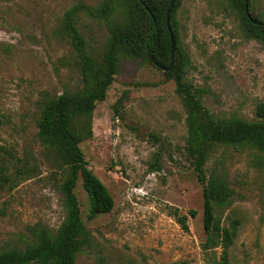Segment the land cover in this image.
<instances>
[{
	"label": "rangeland",
	"instance_id": "rangeland-1",
	"mask_svg": "<svg viewBox=\"0 0 264 264\" xmlns=\"http://www.w3.org/2000/svg\"><path fill=\"white\" fill-rule=\"evenodd\" d=\"M79 1L94 8L102 0H0V145L15 155L0 150V175L7 178L0 176V249H23L35 230L56 232L65 217L62 175L37 137L38 101L43 92L82 85L76 53L61 30L65 11ZM251 3L264 19V0ZM175 19L189 60L185 76L205 90L203 104L218 118L255 120L257 104L264 103V44L246 34L231 2L181 0ZM78 26L100 57L109 37L106 19L82 13ZM186 138L175 80L148 60L123 58L93 111V136L80 144L114 207L90 219L88 193L78 180L89 239L77 264H224L222 248H203L202 185ZM26 160L35 170L19 177L15 165ZM207 171L235 191L229 205L215 210L224 226L239 221L228 264H264V154L215 146ZM176 209L197 211L188 215V229L173 216Z\"/></svg>",
	"mask_w": 264,
	"mask_h": 264
},
{
	"label": "trees",
	"instance_id": "trees-1",
	"mask_svg": "<svg viewBox=\"0 0 264 264\" xmlns=\"http://www.w3.org/2000/svg\"><path fill=\"white\" fill-rule=\"evenodd\" d=\"M171 0H102L92 7L79 1L68 8L61 30L68 37L75 53L81 74V86L66 89L61 94L42 93L38 101L39 117L37 137L47 158L62 175L59 189L64 195L65 217L56 232L40 228L34 231L32 243L22 248L0 249V264H77L76 256L89 239V231L81 216L79 199L75 192L81 178L89 197L90 219L110 212L114 199L102 180L88 166L80 144L93 136V111L104 100L107 91L120 71L123 58L148 60L154 66L171 63L170 32L166 13ZM241 19L246 34L264 44V19L254 10L249 0V13L245 0H229ZM181 0H176L170 16V27L176 40L175 63L163 71L167 79H174L176 90L182 98L186 114L187 138L185 152L191 160L197 179L202 185L203 225L206 234L204 250L222 248V259L228 264L226 254L237 234L239 221L229 226L221 223L216 207H226L235 195L228 181L215 171L209 174L207 163L215 146H245L264 154V103L256 106V119L239 117L218 118L203 104L205 90L194 86L185 76L188 57L180 41L175 14ZM119 11L121 20L115 13ZM82 13L105 18L109 37L100 57L93 55L87 40L78 26ZM157 67V66H156ZM119 102V101H118ZM117 105V103H116ZM118 111V109H117ZM0 150L15 155L0 145ZM21 160L20 157L17 158ZM26 160L23 166L15 165L19 177H27L35 167ZM3 179H7L2 173ZM197 211L190 209L194 217ZM188 215L175 210L173 216L184 229H188Z\"/></svg>",
	"mask_w": 264,
	"mask_h": 264
},
{
	"label": "water",
	"instance_id": "water-1",
	"mask_svg": "<svg viewBox=\"0 0 264 264\" xmlns=\"http://www.w3.org/2000/svg\"><path fill=\"white\" fill-rule=\"evenodd\" d=\"M176 0H171L170 1V4L168 6V9H167V13H166V22H167V26H168V29H169V32H170V42H171V63L168 65V66H160L158 63L155 62V65L157 67H159L160 69H162L163 71H169L174 63H175V55H176V40H175V36H174V33L170 27V16H171V11H172V8L175 4ZM248 3H249V0H245V10L247 12V15L248 17L251 19V21H253L254 23H258L260 24L261 22L260 21H257V20H254L252 18V16L250 15L249 13V7H248Z\"/></svg>",
	"mask_w": 264,
	"mask_h": 264
}]
</instances>
